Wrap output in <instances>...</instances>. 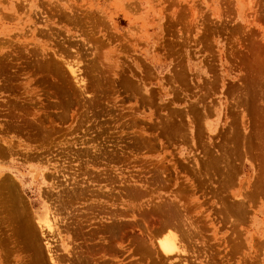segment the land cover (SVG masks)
I'll return each instance as SVG.
<instances>
[{
    "label": "rangeland",
    "instance_id": "obj_1",
    "mask_svg": "<svg viewBox=\"0 0 264 264\" xmlns=\"http://www.w3.org/2000/svg\"><path fill=\"white\" fill-rule=\"evenodd\" d=\"M0 264H264V0H0Z\"/></svg>",
    "mask_w": 264,
    "mask_h": 264
},
{
    "label": "bare ground",
    "instance_id": "obj_2",
    "mask_svg": "<svg viewBox=\"0 0 264 264\" xmlns=\"http://www.w3.org/2000/svg\"><path fill=\"white\" fill-rule=\"evenodd\" d=\"M160 246H161L163 252H165L168 255L173 253L178 248L176 245V242L171 237H167L165 239L163 238L160 242Z\"/></svg>",
    "mask_w": 264,
    "mask_h": 264
}]
</instances>
